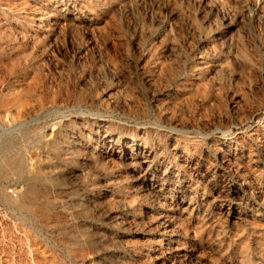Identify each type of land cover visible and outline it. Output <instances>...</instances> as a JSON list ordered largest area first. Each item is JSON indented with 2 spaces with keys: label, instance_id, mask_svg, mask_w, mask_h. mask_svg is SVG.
Wrapping results in <instances>:
<instances>
[{
  "label": "rangeland",
  "instance_id": "1",
  "mask_svg": "<svg viewBox=\"0 0 264 264\" xmlns=\"http://www.w3.org/2000/svg\"><path fill=\"white\" fill-rule=\"evenodd\" d=\"M0 264H264V0H0Z\"/></svg>",
  "mask_w": 264,
  "mask_h": 264
},
{
  "label": "built area",
  "instance_id": "2",
  "mask_svg": "<svg viewBox=\"0 0 264 264\" xmlns=\"http://www.w3.org/2000/svg\"><path fill=\"white\" fill-rule=\"evenodd\" d=\"M10 193H11L12 195H15V193H14V191H13V190H11V191H10Z\"/></svg>",
  "mask_w": 264,
  "mask_h": 264
}]
</instances>
